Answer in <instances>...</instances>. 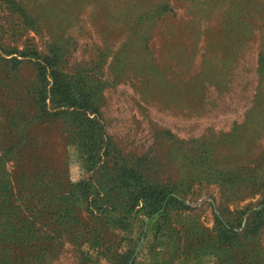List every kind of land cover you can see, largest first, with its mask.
Instances as JSON below:
<instances>
[{
    "label": "rangeland",
    "instance_id": "rangeland-1",
    "mask_svg": "<svg viewBox=\"0 0 264 264\" xmlns=\"http://www.w3.org/2000/svg\"><path fill=\"white\" fill-rule=\"evenodd\" d=\"M0 264H264V0H0Z\"/></svg>",
    "mask_w": 264,
    "mask_h": 264
},
{
    "label": "trees",
    "instance_id": "trees-1",
    "mask_svg": "<svg viewBox=\"0 0 264 264\" xmlns=\"http://www.w3.org/2000/svg\"><path fill=\"white\" fill-rule=\"evenodd\" d=\"M68 108L73 110H68L65 114L77 124L80 143L86 145L92 153L90 158L91 176L78 185L81 188V196L85 200L87 209L92 215L120 214L124 205L121 206L117 202L120 200L118 198L120 188L116 185V180L110 178L109 183H106L98 182L96 179V174L107 164L106 157H108V144L105 140L102 120L95 113L80 108L76 104ZM139 193L136 196H127L126 200H136L130 209L136 208L138 204L142 206L141 212L145 214L147 221L158 216L164 208L165 198L151 200V194L148 192Z\"/></svg>",
    "mask_w": 264,
    "mask_h": 264
}]
</instances>
